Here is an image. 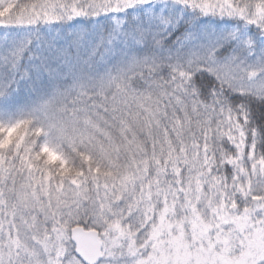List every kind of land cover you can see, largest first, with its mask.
Instances as JSON below:
<instances>
[{"label":"snow or ice","instance_id":"snow-or-ice-1","mask_svg":"<svg viewBox=\"0 0 264 264\" xmlns=\"http://www.w3.org/2000/svg\"><path fill=\"white\" fill-rule=\"evenodd\" d=\"M0 264H264V0H0Z\"/></svg>","mask_w":264,"mask_h":264}]
</instances>
